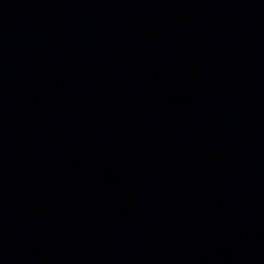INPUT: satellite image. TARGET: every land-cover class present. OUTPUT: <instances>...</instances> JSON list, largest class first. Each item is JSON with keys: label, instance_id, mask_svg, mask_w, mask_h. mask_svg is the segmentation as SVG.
<instances>
[{"label": "water", "instance_id": "obj_1", "mask_svg": "<svg viewBox=\"0 0 264 264\" xmlns=\"http://www.w3.org/2000/svg\"><path fill=\"white\" fill-rule=\"evenodd\" d=\"M0 264H264V122L146 151L0 165Z\"/></svg>", "mask_w": 264, "mask_h": 264}]
</instances>
